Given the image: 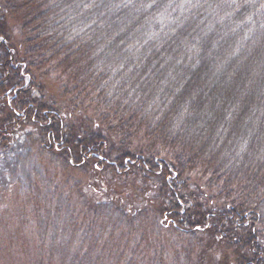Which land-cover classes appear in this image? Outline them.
I'll return each mask as SVG.
<instances>
[{
	"label": "trees",
	"instance_id": "1",
	"mask_svg": "<svg viewBox=\"0 0 264 264\" xmlns=\"http://www.w3.org/2000/svg\"><path fill=\"white\" fill-rule=\"evenodd\" d=\"M23 121L91 169L65 181L79 210L41 187L77 247L58 264H203L199 232L226 264H264V0H0L1 148Z\"/></svg>",
	"mask_w": 264,
	"mask_h": 264
},
{
	"label": "rangeland",
	"instance_id": "2",
	"mask_svg": "<svg viewBox=\"0 0 264 264\" xmlns=\"http://www.w3.org/2000/svg\"><path fill=\"white\" fill-rule=\"evenodd\" d=\"M74 103L78 113H92L88 99L78 96ZM33 129L26 121L21 122L13 129L14 138L8 147H0V264H58L59 261L63 263L65 258L77 255L75 238L65 233L68 227L64 228L61 222H56L57 225L46 222L50 212L43 211L47 205L42 203L44 189L41 187L46 186L51 179L59 183L61 190L58 192L69 194L74 207L79 210V196L75 191L73 193L69 185L86 184L91 179V169L83 163L81 167L66 170L58 160L53 162L36 145ZM133 137V140L128 141L133 152L154 155L163 150L152 142L142 141L135 135ZM163 153L168 155L167 151ZM66 180L70 181L69 185L65 184ZM40 208L42 214L38 211H41ZM161 239L160 245H165L169 255H173L170 245L182 241L181 238L176 240L163 234ZM197 240L201 245H196L193 240L195 246L191 253L196 255V260L204 255L203 264H226L227 255L221 252L219 246L211 248L205 232H199Z\"/></svg>",
	"mask_w": 264,
	"mask_h": 264
}]
</instances>
